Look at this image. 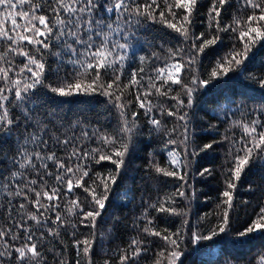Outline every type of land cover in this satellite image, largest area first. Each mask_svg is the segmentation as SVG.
<instances>
[{"label": "snow or ice", "instance_id": "snow-or-ice-1", "mask_svg": "<svg viewBox=\"0 0 264 264\" xmlns=\"http://www.w3.org/2000/svg\"><path fill=\"white\" fill-rule=\"evenodd\" d=\"M193 257L264 264V0H0V264Z\"/></svg>", "mask_w": 264, "mask_h": 264}, {"label": "trees", "instance_id": "trees-1", "mask_svg": "<svg viewBox=\"0 0 264 264\" xmlns=\"http://www.w3.org/2000/svg\"><path fill=\"white\" fill-rule=\"evenodd\" d=\"M215 188V182H213L211 185H209V189H214ZM213 196L215 195V192L212 191L211 193ZM211 209H205V211H210ZM199 257H193V264H196V262L198 261Z\"/></svg>", "mask_w": 264, "mask_h": 264}]
</instances>
